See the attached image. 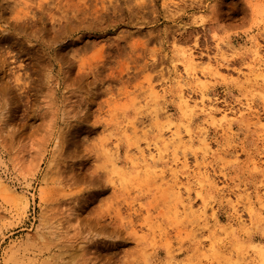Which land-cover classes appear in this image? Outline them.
Instances as JSON below:
<instances>
[{"label":"rangeland","instance_id":"1","mask_svg":"<svg viewBox=\"0 0 264 264\" xmlns=\"http://www.w3.org/2000/svg\"><path fill=\"white\" fill-rule=\"evenodd\" d=\"M0 39V264H264V0H0Z\"/></svg>","mask_w":264,"mask_h":264},{"label":"bare ground","instance_id":"2","mask_svg":"<svg viewBox=\"0 0 264 264\" xmlns=\"http://www.w3.org/2000/svg\"><path fill=\"white\" fill-rule=\"evenodd\" d=\"M79 1V0H78ZM81 1V0H80ZM86 1V0H85ZM84 0H83V2H85ZM63 2H64V0H63ZM70 2V1H69ZM73 3H74V1H72ZM72 12V11H71ZM75 12V11H74ZM73 12V13H74ZM66 14H67V12H66ZM65 14V15H66ZM68 16V15H67ZM33 18V17H32ZM36 18V17H35ZM189 62H194V58H193V56L191 55V56H189ZM187 105L189 106V102L187 103ZM208 108V107H207ZM205 112H206V121H212V122H214L216 119H217V115L218 114H216L217 112H215L214 110H212V108H211V105H209V108L208 109H205L204 110ZM230 114V113H229ZM235 115V114H234ZM229 117V115L228 114H223L222 115V117H221V119H220V121H226L227 120V118ZM71 133V132H70ZM72 134V133H71ZM172 137H173V139L175 138V136L177 137V135L176 134H172L171 135ZM70 137V136H69ZM70 140V139H69ZM64 143V142H63ZM72 154V153H71ZM142 157H143V155H142ZM69 158V157H68ZM146 163L148 162V161H145ZM69 164V163H68ZM71 169V168H70ZM69 169V170H70ZM72 171V170H71ZM69 176V175H68ZM191 208H189V210H190ZM187 210V209H186ZM186 210H185V212H186ZM192 210V209H191Z\"/></svg>","mask_w":264,"mask_h":264},{"label":"snow or ice","instance_id":"3","mask_svg":"<svg viewBox=\"0 0 264 264\" xmlns=\"http://www.w3.org/2000/svg\"><path fill=\"white\" fill-rule=\"evenodd\" d=\"M5 41H3L2 39H0V45H2Z\"/></svg>","mask_w":264,"mask_h":264}]
</instances>
